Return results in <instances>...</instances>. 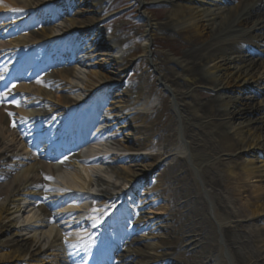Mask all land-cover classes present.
<instances>
[{"label":"bare ground","instance_id":"obj_1","mask_svg":"<svg viewBox=\"0 0 264 264\" xmlns=\"http://www.w3.org/2000/svg\"><path fill=\"white\" fill-rule=\"evenodd\" d=\"M59 1L65 5V0H0V14L20 19L24 18L21 8H43ZM76 1L66 3L67 7H75L68 21L56 26L59 21L44 20L39 23L42 27L48 23L47 29L9 41L18 43V49H27L28 44L48 38L51 32L53 37L75 34L86 43L104 47L106 51L96 56L103 55L108 61L103 58L104 66L88 72L78 63L45 80L51 83L58 79L62 87H46L43 80L13 87L11 94L30 96L33 104L28 106L19 100L8 108L0 106V234L9 233V237L0 239V248L5 252L0 262L67 264L64 256L68 249L93 240L101 232L111 233L121 242L116 236L120 228L113 227L109 216L118 208L122 215L128 211L132 215L130 231L141 233L143 238L138 240L149 239L148 243L129 236L122 240L127 248L121 259L129 264H264V222L259 226V220L264 221V171L255 164V155V161L242 160L235 167L224 161L225 157H248L251 153L247 151L253 149L264 158V117L247 118L248 113L257 115L259 106L254 102L264 96V87H245L264 78V0H168L173 9L160 29L178 33L192 47L184 56L170 61L172 68L157 74L170 94L177 129H167L156 149L146 144L138 129L124 127L127 109L134 106L124 92L115 94L122 100L118 101L121 108L109 106L100 114L97 126L106 138H96L97 130L91 134V141L88 138L81 144L97 118L96 101L103 102L107 93L115 90L124 67L117 48L96 27L100 0ZM143 19L142 57L148 55V44L157 28L149 18ZM26 23L19 22V28ZM230 87H240L239 92L226 90ZM242 87L252 96L242 94ZM202 88L216 94L207 104L199 103L197 92ZM59 89L63 92L58 94ZM150 108L151 103L143 99L133 115L142 121L140 110ZM230 119L243 120L239 125L242 127L224 129L229 128ZM13 122L22 125L23 130L27 123L40 125L42 132L49 127V135L67 149V159L49 165L32 155L20 158L7 145L19 141ZM123 129L124 133L133 132L128 144L117 136ZM80 144L85 153L71 154V149ZM143 157L152 158V166L156 167L152 174L142 176L125 164ZM163 157L170 164L161 169ZM157 172L160 191L152 199L145 181ZM251 181L257 186H251ZM43 196L60 205L56 214L64 227L40 203ZM154 211L165 212L170 218L160 215L153 221L155 215L150 219L145 215ZM102 220L110 231L104 226L98 229ZM7 222L9 225H5ZM148 229L157 232L151 235ZM164 233L168 236L165 240L150 241ZM176 239L181 240L177 249L172 245ZM175 256L183 261L173 259Z\"/></svg>","mask_w":264,"mask_h":264},{"label":"rangeland","instance_id":"obj_2","mask_svg":"<svg viewBox=\"0 0 264 264\" xmlns=\"http://www.w3.org/2000/svg\"><path fill=\"white\" fill-rule=\"evenodd\" d=\"M100 1L102 3L101 4L102 10H104L103 11L104 14L101 12L102 15L108 16L114 13H119L120 11L121 13H123L118 16L117 15L114 16L113 19L108 20V21H104L102 20V18L98 19L99 22L97 26L101 28L104 27L105 28L104 30H106L113 37H115V40L119 42L124 48L123 50L124 52L123 54L125 55L124 66L128 68L129 72L123 76H124V79H126L129 87H121L118 93L124 92V94L129 98V102L134 105V106H129V108L127 109L129 110V114L127 116L126 122L124 123L125 124L124 127L132 126L138 129L139 131L138 134H143L141 135V138L145 136L144 141L146 142V144H148L151 148L156 149V147L159 145L160 138L165 136L166 130L169 128L173 129L177 127V121H176L177 119H176L175 113L172 108L170 94L164 87H158V85L160 84L158 83V76L155 73L157 71H158V74H159V71L164 73L163 70H168L172 68V63L170 61L184 56V54L189 49H191L192 46L186 43V41L183 38H181L178 33L171 32L167 29H164V30L160 29V26L163 23H166L169 13L173 9L171 6L168 5V0H138L139 2H141L142 6L140 3H138L137 0H100ZM123 6H127V7L117 12V10ZM96 16H100V14H97ZM144 16L145 18L146 17L149 18L150 22L156 25L157 28L153 35L154 39L152 41L154 43H157V45H159L160 48L158 49H154V47L150 48L149 52L153 54V58L151 56L153 61L150 62V61L142 60V58H139L138 62H134V58L137 55L142 54L140 49H141V45L144 43V40H145L144 38L145 22L143 19ZM105 51L106 50L103 49V51L100 50L99 53H104ZM96 57H97V60L95 63L97 64V66H104L103 61H102L103 58H104V61H108L103 55L102 57L100 56H96ZM152 66L155 67V73H154V69ZM239 89L240 87L239 88L230 87L226 90L232 91V92L234 91L239 92ZM246 89L247 88L242 87L241 89L243 90L242 94H244L246 97L248 96L251 97L252 95H250L251 94L250 92L248 93L245 92ZM253 91H256V90L254 89ZM57 92L59 94L63 92V90L59 89V91ZM197 96L199 98L200 104H207L216 97V94L211 93L209 92V90L202 88V90H199L197 92ZM143 99L151 103V108L146 111L140 110L139 114H141L143 118L142 121H140L138 117L133 115L134 113L133 109L135 108V111L139 110L136 108L138 107L139 103ZM31 101L32 100H30V98H27L26 100V102L28 103H30ZM118 101H122L120 97H118L117 95L112 97L110 101V104L112 103L111 109L117 110V108L122 107V104L118 103ZM254 103L255 105L259 106V110H257V115L254 116V114L248 113L249 116H247V118L248 119L263 118L264 111L263 112L261 111L262 109H264V96L258 97L257 101H255ZM259 103H261L262 106ZM219 114L223 115L222 111L219 112ZM221 120L223 121V119ZM242 121L243 120L241 119L227 120V123H229L230 125H228L229 128H224V129L230 130L231 125L234 126L235 129H238L242 127V126H239ZM224 122L226 123V121ZM250 128H252L251 125H250ZM124 131L125 129L119 132L121 133L120 139L123 144H128L130 140H133V138L131 137L133 132L124 133ZM7 145L9 148L13 150L19 151L21 149L19 141L15 142L14 144H7ZM247 152L251 153L250 155H248V157H245L244 155V158L237 157V158H234V160L230 157H225L224 161L231 162L232 163L231 165L235 167L236 163L237 162L239 163L242 160L243 161L244 160L255 161L254 159V155H255L256 160H257L255 161L256 162L255 164L259 167L260 171H264V169L262 168L263 163H264V158L259 154L260 152H258L257 149H253V151L249 150ZM227 158H230V159L228 160ZM151 159L152 158L149 159L147 157H143L142 160H138L137 162L128 161L125 164L127 167L131 168V170H133L134 172L143 174L142 176H144L145 173L152 174L156 168L152 166ZM164 161L165 159L163 157V159H161V163ZM169 164H170V161H167V162L160 164L159 167L160 168L162 167L161 169H163L164 166L166 165L168 166ZM161 169H159V171ZM162 174H164L162 178H165L166 174L161 171L160 175ZM160 175L158 174V172L156 173V175L153 174L152 178L149 181V184H147L150 190V192H148L150 193L148 197H151L152 199L154 196L157 195L158 191H160V189L158 188V182H157L158 177H160ZM250 183H251V186H257V183L255 181H251ZM141 191L144 192V190H141ZM171 214L173 215V213ZM145 215H147L149 219L151 216L153 217V215H155V218L153 219V221L156 220V217H161V216H167L170 218L169 215L165 214V212L162 213V211L161 212L154 211L153 214L145 213ZM153 221L150 220V222H153ZM5 225H9V223L7 222ZM262 225H263V222L259 226H262ZM225 227L229 228L230 226L225 225ZM261 228L264 229L263 227ZM147 232H149L151 235H155L157 230L151 231V229L150 230L148 229ZM207 232H210V230H207ZM6 237H9V233L1 232L0 239L6 238ZM167 237H168L167 233H164V235H160V236L157 235L156 238L151 239V241H154L153 243H155L156 239L165 240V238ZM136 239H138V237L135 238V240ZM136 241L145 242V240L143 239L136 240ZM180 242H181L180 239H176L172 243L175 249H177L176 245H179ZM1 249L2 248H0V255L5 253ZM182 256L185 259L189 257V255H186V256L182 255ZM173 259L180 260L181 262L183 261L180 256H175ZM0 264H7V262H0ZM130 264H137V261H131Z\"/></svg>","mask_w":264,"mask_h":264},{"label":"snow or ice","instance_id":"obj_3","mask_svg":"<svg viewBox=\"0 0 264 264\" xmlns=\"http://www.w3.org/2000/svg\"><path fill=\"white\" fill-rule=\"evenodd\" d=\"M18 106V105H17ZM9 115H12L11 113H9ZM14 126V125H13Z\"/></svg>","mask_w":264,"mask_h":264}]
</instances>
